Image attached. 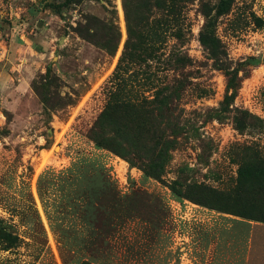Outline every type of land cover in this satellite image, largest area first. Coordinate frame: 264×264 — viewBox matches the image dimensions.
I'll return each mask as SVG.
<instances>
[{"label": "rangeland", "instance_id": "374dc122", "mask_svg": "<svg viewBox=\"0 0 264 264\" xmlns=\"http://www.w3.org/2000/svg\"><path fill=\"white\" fill-rule=\"evenodd\" d=\"M254 17L263 19L262 27ZM206 19L215 23L229 65L239 69L232 104L223 103L224 70L211 66L199 41ZM178 26L182 40L175 38ZM128 28L144 54L160 55L131 67L148 112L111 113L96 128L106 144L98 147L90 130L108 100ZM180 49L192 57L191 66L164 61ZM188 71L194 85L178 89L174 111L165 110L170 99L161 106L157 98L150 101ZM201 87L207 96H198ZM235 109L262 122L239 131ZM177 122L186 123V131L173 130ZM166 140L174 142L159 176H150L153 145ZM253 149L264 154V0H0V224L20 238L11 247L0 240V264H79L80 258L91 264H264V223L231 214L254 211L248 198L261 197L248 184L238 193V167ZM85 162L103 167L111 182L106 197L112 192L127 202L114 212L121 217L109 225L114 231L104 229L106 247L69 245L57 229L69 224L59 223L57 210L71 187L105 188L96 175L69 184L67 170ZM188 181L208 189L206 205L172 191ZM129 201L135 209L125 214ZM74 219L80 236L91 238L92 226Z\"/></svg>", "mask_w": 264, "mask_h": 264}, {"label": "trees", "instance_id": "16d2710c", "mask_svg": "<svg viewBox=\"0 0 264 264\" xmlns=\"http://www.w3.org/2000/svg\"><path fill=\"white\" fill-rule=\"evenodd\" d=\"M68 3L76 2L80 0H66ZM252 19L253 23L257 27L263 26V19L260 17H254ZM182 27L178 26L176 30V39H181L180 33ZM128 38L125 42L124 49L122 55L119 59V63L115 68V71L112 76V84L108 90V100L106 102L104 110L101 112L98 120L96 121V125L90 130V137L94 140L95 144L98 147H105V142L103 137H100L96 132V128L99 127L103 120L107 119L111 113H118L120 115H127L129 113L133 114H142L148 112V110H144V103L146 102L145 98H139L138 92L134 89L133 82L138 75L133 68H131L135 64H146L148 65V61L153 59H160V55H156V53L149 52L144 54V49L142 48L143 42L140 39H132L131 32L128 28ZM160 37L154 39L159 40ZM152 40V39H151ZM182 40V39H181ZM186 41L183 38V42ZM199 41L206 51L207 58L211 61V66L215 69H222L227 78V90L224 96L223 103L232 104L235 96L237 95L238 89L240 87V78H239V69L231 68L229 65L227 51L221 39L216 34L215 23L212 19H206L201 31L199 32ZM169 64H172L173 67H181L185 68L187 66H191L193 64L192 57L185 51L181 49L177 52H171L165 59ZM131 69V70H130ZM188 71L187 73H183L179 77H174L169 82V85L165 87L170 89L165 96L162 98H158V92L154 94V99L150 100L155 102V98H157L156 103L158 106L162 105L165 100L170 99L165 109L167 112L174 111L173 100L178 97L180 89L182 86H189L194 83L189 79ZM199 89V97L207 96L208 89L198 88ZM142 97V95H141ZM235 114L232 117L234 127L243 131L245 128L250 127L254 124V121L262 122L257 116L251 115L250 113H246L245 111H240L235 109ZM186 124V123H185ZM183 123L182 126L179 123H175L172 126V129L175 131H186V126ZM100 132V131H98ZM115 137L120 138V135L116 134ZM174 140H166L163 142H155L153 147L155 148L156 154L151 159V164L148 166V175L153 177H158L160 173V163L162 162L165 154L164 151L167 147L172 146ZM250 148H247L249 150ZM252 154L250 155V159L242 162L237 170L238 179H239V187L241 193L242 187L245 184H248L251 187H254L253 190L258 189L262 191L261 197L259 199H255L254 196L248 198V201L252 204L254 211L240 212V211H231L236 218L241 220H252V221H260L264 223V154L262 151L257 149H253ZM94 162V161H93ZM69 179V184L72 185L77 177H85L87 176L89 179L96 175L103 179L105 188L103 190L89 189L87 186L81 187L79 183H76V188H72L68 192L69 196L64 198L60 197L59 209L57 213H59L60 222H67L68 225L63 227L60 226L57 228L60 239H63L69 245H77L78 247L84 243H99L106 247L107 241L105 236V230L108 228L109 232L106 235L110 234L114 229H112L110 224L113 222H117V219L121 217L119 215H114L116 209H118L121 204L120 202H125L124 198L118 197L114 193H110L109 197L106 195L111 191L109 185L111 182L107 179L106 174L103 171V167L100 164L95 163H84L81 166H74L67 170ZM64 176V174H63ZM38 189H40L39 185L41 184L40 180H38ZM67 181V177H64V182ZM177 181H172L175 184ZM184 187L179 189V187L172 186V191L176 193L181 198H188L194 202H197L202 205H206L207 201H205L206 190H208L204 184L197 181H188L184 183ZM135 194V193H134ZM131 198V197H130ZM114 210H111L110 213H107L104 208L116 206ZM257 207V208H256ZM135 209V205L133 201H129L128 204L124 206L125 214H129ZM112 214V215H111ZM98 217L105 218L102 221H98ZM49 220H52V217L48 216ZM78 218L84 220L87 224L91 225L95 230L92 234L91 238L80 236V232L75 229L74 223L75 219ZM108 226V227H106ZM0 240L5 243L6 247H11L16 245L20 240L19 235L14 233L13 231L7 230L5 227H2L0 224ZM89 250V249H88ZM79 264H91L88 259L80 258Z\"/></svg>", "mask_w": 264, "mask_h": 264}, {"label": "crops", "instance_id": "0c3cea01", "mask_svg": "<svg viewBox=\"0 0 264 264\" xmlns=\"http://www.w3.org/2000/svg\"><path fill=\"white\" fill-rule=\"evenodd\" d=\"M14 47H15L16 49L21 48V47H19L18 44H16ZM22 47H24V49H26V50H32V48H31L30 46H22Z\"/></svg>", "mask_w": 264, "mask_h": 264}]
</instances>
